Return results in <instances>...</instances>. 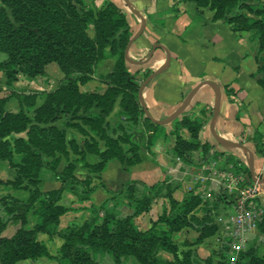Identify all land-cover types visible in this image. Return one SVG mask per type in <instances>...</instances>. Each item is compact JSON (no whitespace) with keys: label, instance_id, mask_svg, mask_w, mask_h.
<instances>
[{"label":"trees","instance_id":"obj_1","mask_svg":"<svg viewBox=\"0 0 264 264\" xmlns=\"http://www.w3.org/2000/svg\"><path fill=\"white\" fill-rule=\"evenodd\" d=\"M193 1L198 8L213 11L212 21L230 24L234 33L253 31L257 54H261L259 58L255 57L256 61L261 62L257 65L256 73L263 74L257 78V83L264 89V1ZM184 11L185 6L176 4L160 13L157 21L163 24L165 17H177ZM90 24L94 31L92 37L86 33ZM131 36L129 21L111 0H105L100 8L90 6L85 0H0V52L6 55L0 62V68L8 81L14 80L18 73L34 77L42 73L50 62H55L68 75L66 81L48 93L43 103L35 109V123L24 113L6 111L4 104L8 96H0V159L10 160L14 153L20 154V163L16 164L18 172L28 178L39 176L42 155L52 157V166L57 165L59 157L56 154L67 153L64 132L54 125L37 124L48 122L57 107L62 106V111L72 109L74 113H78L87 111L95 104L103 113H107L118 94H121L123 109L137 114L140 111L137 96L139 86L124 59V49ZM105 47L116 58L113 71L109 74L111 85L103 93L81 92L78 80H83L93 63L103 57ZM72 72H79L81 76L69 77ZM236 81L237 77H234L223 88ZM228 92H233V89L229 88ZM81 118L87 125L99 126L103 121L100 115ZM178 119L192 138L199 137L200 121L185 115ZM143 121L147 130L162 127L147 117H143ZM23 131L25 138L15 136ZM100 137L104 141L102 149L95 142H84V149L80 150L73 141L70 142L74 152L83 157L85 151L99 156L96 162L84 159L81 163L91 173L104 170L111 159L123 161V147L119 138L103 133ZM148 139L153 143L155 136L149 134ZM248 139L262 152L264 134L259 126ZM195 147L196 143L177 136L173 150L175 154L183 155ZM126 162L132 164L130 160ZM244 172L248 181L252 182L247 166ZM57 176L62 184L71 183L72 188L69 189L77 196L78 201L90 200L94 189L90 176L79 177L75 173L74 163L68 162ZM77 183L84 186L81 193L74 186ZM163 188H167L164 193ZM61 192V188H35L26 201L11 195L0 197V264H34L26 261L50 257L45 243L37 239V233L57 234L62 239L59 255L56 257L57 264H99L98 255H108L110 264H124L130 257L138 264H182L172 234L190 225L185 214L182 215L188 210L181 205L179 207L183 211L171 212L177 200L168 184L162 182L151 195L135 199L134 210L130 215L119 216L112 209L105 208L101 215L93 213L81 223L67 225L56 231L55 227L68 209L60 202ZM160 197L167 198L170 208L163 205L157 217L150 220L147 229H138L133 216L148 212ZM189 204H197V201ZM29 210H33L36 219L31 228H26L24 225ZM2 212L7 215L6 219ZM8 219L18 220L21 225L11 236L6 237L2 235V231ZM258 228L264 232V214L258 222ZM189 255L190 251H187L185 256Z\"/></svg>","mask_w":264,"mask_h":264},{"label":"rangeland","instance_id":"obj_2","mask_svg":"<svg viewBox=\"0 0 264 264\" xmlns=\"http://www.w3.org/2000/svg\"><path fill=\"white\" fill-rule=\"evenodd\" d=\"M85 1L94 8H100L105 0ZM111 1L115 3L113 0ZM118 1L121 7L115 4L128 20L130 14L133 13L126 6L124 0ZM158 18L159 16L152 22L158 23ZM136 20L135 24H130L132 35L137 31L140 24L138 17H136ZM243 32H248L247 38L254 45V60L255 57L259 58L261 54H257L255 34H253V31ZM86 33L91 37L93 36L94 31L91 24L88 25ZM149 49L148 46L143 51H137L132 44L129 55L133 59L143 60L147 57ZM157 52L161 55L160 58L163 59L164 54L160 53L161 51ZM5 58L6 55L0 52V62ZM160 58L157 59L152 55L147 61L140 64L130 63L125 60V65L134 73V79L140 86L146 76L161 63ZM115 62V56L111 54L108 47H105L103 49V57L93 63L91 70L84 75L83 80H78V89L81 92L103 93L111 85L109 74L113 71ZM255 62L256 65L261 64V62L259 63L256 60ZM258 75L260 77L263 74L259 72ZM67 76L55 62L48 63L44 67L43 72L34 77L18 73L12 81H8L3 69L0 68V96H8L4 109L13 113H24L31 119L32 123H35L33 120L35 109L43 103L48 93L66 81ZM80 76L79 72L69 74V77L79 78ZM232 76L225 80L220 79L222 87L231 82L229 79ZM153 79L146 84L142 94L145 92L146 95L145 90H150V85H154L156 82L161 83V85L167 83L162 77H157L156 81H152ZM148 85V89H145ZM229 88H232L231 84L223 88L227 98L233 99L231 96H236L241 103L240 109H244L248 116H252L255 119L252 121L253 131L259 126V129L264 134V127L261 122L256 120L258 106L254 100H245V96L240 89L232 88L233 92L229 93ZM167 92H172V89ZM184 97L183 94L178 96L176 107ZM121 101L122 95L118 94L111 110L107 113H103L95 104L87 111L78 113H74L72 109L62 111V106L57 107L48 122L37 124L41 126L54 125L63 131L67 153L56 154V157H59V162L54 167L52 166L53 158L42 155V169L37 178H28L18 172L16 164L20 163V154L14 153L10 160L0 159V178L2 180L0 182V197L11 195L21 201H26L35 188L39 190L61 188L60 202L67 206L68 209L55 227V230L58 231L67 225L81 223L93 213L101 215L105 208L112 209L119 216L130 215L134 210L135 199L146 194L151 195L156 190V186L163 182L170 186V189L173 190V196L177 200V204L171 212L183 211L179 207L181 205L188 210L182 215L185 214L190 225L172 234L173 242L178 247V258L180 261L182 260V264H264V232L258 228V222L263 215L256 214V217L243 227H237L233 222L238 190H235L232 180L241 174L244 183L251 184L253 181L249 182L244 172L247 166L245 154L238 148H228L219 145L209 131L213 97L208 105L198 104L197 102L192 103L191 101L177 118L163 124L157 130H147L143 121V117L146 116L140 103H138L140 111L137 114H132L123 109ZM262 112L264 113V106L262 107ZM150 114L156 118L153 112L150 111ZM94 115H100L103 119L99 126L83 123L82 116L91 117ZM181 115L201 122V130L197 139L192 138L188 130L180 125L178 118ZM102 133L111 137H118L123 147V161L115 158L111 159L114 161L107 167L105 172L109 186L116 189H107L102 176L103 170L98 173H91L88 168L82 166L81 163L84 159L88 162L98 161V155L85 151L83 157L74 152L72 144H70L73 141L78 149L83 150L84 142H95L102 149L104 143L100 137ZM149 134L155 136L153 143L149 142ZM15 136L25 138L26 134L23 131L15 134ZM177 136L196 143V147L183 155L175 154L173 145ZM241 142L247 147L250 146L252 151L257 154H264V139L261 142L262 152L247 137L243 138ZM126 160H130L132 164H128ZM147 160H153L155 165L163 168L164 171L158 175L159 179L153 184H146L136 179L128 180L132 173L126 171L136 163ZM68 162L74 163L75 173L79 177L90 176L91 186L94 187L90 200L78 201L77 196L69 189L71 183L62 184L58 179L57 174L62 171ZM118 179L128 181H125L120 186L112 182ZM74 186L79 193L84 189V186L79 183L74 184ZM119 189L121 191H118ZM166 190L167 188H163L162 192L164 193ZM195 201H197V204H189ZM163 205L168 209L170 208V203L166 197L156 199L148 212L133 216V222L136 227L142 230L147 229L150 226V220L157 217ZM1 214L5 219L7 218L4 212ZM35 219L36 216L33 210H29L26 214L24 227L31 228L35 223ZM20 225L18 220L8 219L2 235L11 236ZM207 231L210 233L206 234ZM37 239L45 243L50 257H40L26 262L57 264L56 257L59 255L62 239L57 234L46 233H37ZM187 251H190V255L186 257L185 253ZM97 261L99 264L111 263L108 255H98ZM124 264L138 263L134 258L130 257L124 261Z\"/></svg>","mask_w":264,"mask_h":264},{"label":"crops","instance_id":"obj_3","mask_svg":"<svg viewBox=\"0 0 264 264\" xmlns=\"http://www.w3.org/2000/svg\"><path fill=\"white\" fill-rule=\"evenodd\" d=\"M113 1L121 7L118 0ZM130 2L146 18L144 31L132 43L137 51H143L148 46L151 48L154 42H160L168 48L171 54L169 66L152 80L156 81L157 77H162L167 83L161 85L156 82L154 85L149 84L150 90L149 85L145 88L148 91L145 90L147 94L145 95L144 92L143 95L149 112H153L157 119L165 118L176 108L178 96L182 94L185 96L200 80H213L219 84L221 89V104L216 130L227 139L241 142L243 138H249L252 134L254 128L252 121L255 119L248 116L244 109H240L241 103L236 96L228 99L223 91L221 80L234 74L229 81L234 77H237V81L231 83V87L240 89L245 100H254L258 106L256 120L264 127V113L262 112L264 89L257 83L259 75L256 73L254 45L247 38L248 32L234 33L230 24L224 21H212L213 11L208 8H198L193 0H130ZM176 4L185 6V11L177 17H165L163 24L152 22L160 13ZM129 17V23L135 24L137 16L130 14ZM157 51L163 54L164 52L159 48L154 51L153 57L158 59L161 55ZM160 59L161 63L158 67L164 62L165 54L164 58ZM169 89H172V92L168 93ZM212 97L214 100L213 90L209 86H202L191 101L208 105ZM248 148L251 149L250 146ZM252 152L254 172L258 176H263L264 155ZM112 161L114 160L106 163L102 172L104 184L108 190L116 189L109 186L105 175ZM163 171V168L155 165L153 160H147L136 163L126 172L132 173L128 180L136 179L146 184H153ZM128 180L118 179L112 182L120 186ZM259 187L258 203L264 211V183Z\"/></svg>","mask_w":264,"mask_h":264},{"label":"water","instance_id":"obj_4","mask_svg":"<svg viewBox=\"0 0 264 264\" xmlns=\"http://www.w3.org/2000/svg\"><path fill=\"white\" fill-rule=\"evenodd\" d=\"M126 6L130 9V11L136 15L139 20H140V24L139 27L137 29V31L129 38L126 47L124 49V58L125 60H127L130 63H134V64H140L143 63L145 61H147L150 57H152L154 51L156 49H161L164 54H165V59L164 62L155 70H153L150 74H148L146 76V78L143 80V82L140 84L139 88H138V92H137V96H138V100L139 103L141 105V108L145 114V116L152 121L155 124H159V125H163L166 123H169L170 121H172L173 119L177 118L186 108L187 106L190 104L193 96L195 95V93L202 87V86H209L213 92H214V100H213V110H212V116L209 122V131L211 133V135L213 136V138L215 139V141L223 146V147H228V148H238L240 149L246 156V161H247V166L249 169V174L251 177V180L253 182H256L257 184L261 185L264 183V175L263 176H258L255 172H254V157H253V152L250 148H248L245 144H243L242 142L239 141H234V140H230L227 139L223 136H221L217 130H216V121L218 119V115H219V110H220V104H221V89L220 86L217 82L213 81V80H209V79H203L201 81H199L196 85H194L185 95V97L183 98V100L181 101V103L165 118H161V119H157L154 118L145 102L143 99V89L146 86V84L155 76H157L158 74L162 73L163 71L166 70V68L169 66L170 64V60H171V54L170 51L168 50V48L161 44L160 42H154L151 45V48L147 54V57L143 60H136L133 59L130 55H129V48L131 46V44L142 34V32L144 31V28L146 26V18L143 16V14L137 10L134 6H132L130 0H124Z\"/></svg>","mask_w":264,"mask_h":264},{"label":"built area","instance_id":"obj_5","mask_svg":"<svg viewBox=\"0 0 264 264\" xmlns=\"http://www.w3.org/2000/svg\"><path fill=\"white\" fill-rule=\"evenodd\" d=\"M232 182L235 190H238L233 222L237 227H243L249 224L256 217V214H264L258 203L260 187L256 182H252L251 184L244 183L241 174L234 178Z\"/></svg>","mask_w":264,"mask_h":264}]
</instances>
